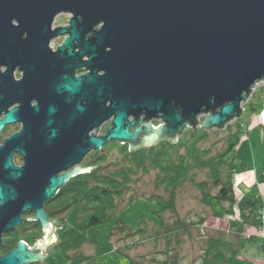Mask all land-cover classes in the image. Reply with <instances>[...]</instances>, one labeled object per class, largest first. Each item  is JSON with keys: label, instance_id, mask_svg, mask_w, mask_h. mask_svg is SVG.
Listing matches in <instances>:
<instances>
[{"label": "water", "instance_id": "obj_1", "mask_svg": "<svg viewBox=\"0 0 264 264\" xmlns=\"http://www.w3.org/2000/svg\"><path fill=\"white\" fill-rule=\"evenodd\" d=\"M61 14L72 15L69 27L52 31ZM99 24L92 42L77 45V59L88 53L97 60L92 74L75 78L76 63L61 77L60 68L76 59L73 43ZM66 35L53 54L51 40ZM106 47L111 52L102 55ZM3 65L8 71L0 74V115L11 105L21 107L7 113L0 132L18 121L24 129L0 147V250L29 212L55 236L45 205L70 177L93 168L64 173L109 142L128 144L130 152L164 139L174 145L185 128L197 131L200 117L208 116L200 131L240 119L242 104L264 82V0H0ZM16 66L24 72L21 82L13 76ZM101 69L106 74L99 77ZM33 99L39 105L32 108ZM143 113L163 123L148 127L156 137L137 138L142 129L131 133L140 123H129V116ZM111 118L104 137L89 138ZM15 153L24 157L23 168L13 165ZM48 241L34 249L20 242L0 264L43 261V247L58 239Z\"/></svg>", "mask_w": 264, "mask_h": 264}, {"label": "rangeland", "instance_id": "obj_2", "mask_svg": "<svg viewBox=\"0 0 264 264\" xmlns=\"http://www.w3.org/2000/svg\"><path fill=\"white\" fill-rule=\"evenodd\" d=\"M69 19V16H59L55 26L65 24ZM242 110L240 119L223 129L198 130L208 118L200 117L197 131L194 133L193 127L185 128L172 146L164 139L157 146L130 152L128 144L109 142L102 151L91 152L81 165L64 173H73L77 168H93L90 173L70 177L68 181L71 182L97 169L104 175L124 168L128 170L129 176L122 179L124 193L114 199V208L106 210L108 221L102 225L86 231L79 227L86 217L95 213L97 205L82 193L80 200L77 199L79 202L73 197L52 201L47 206L49 215L46 214L54 225L55 236L41 225V230L30 229L28 225L35 221V212L22 217V226L29 229L20 226L5 236L10 235L8 238L12 241L18 238L19 243L24 242L31 249L43 246L46 238L49 239L47 244L58 239L47 250L43 247L48 254L46 259L32 264H201L212 238L246 242L232 264H263L264 82L256 84L247 102L242 104ZM162 126L163 123L158 121L155 127ZM18 130L13 128L9 132ZM107 130L108 126L102 129V133L106 134ZM237 135L241 138L240 143L232 156L225 158V163L221 156L227 151L230 138H237ZM137 157L145 158L146 163L134 164ZM233 160L237 167L233 179L237 203L231 209L229 204L218 205L213 199L205 201L204 192L213 197L218 194L214 187L217 172L212 168L220 170L225 178L233 167ZM15 163L22 165L20 158ZM243 164L245 169H242ZM246 195L256 196L262 202L256 216L261 224L259 227L246 226L241 218L239 204ZM167 204L170 207L165 209ZM85 207L88 208L86 212L83 211ZM121 225L123 231H117ZM65 232L88 237L91 241L87 238L79 240L78 248L65 255L62 252L63 244L68 241L64 238ZM11 234L15 238H11ZM23 235L25 241H21ZM5 236L3 245L8 239ZM41 253V250L36 252ZM5 255L1 248L0 257Z\"/></svg>", "mask_w": 264, "mask_h": 264}, {"label": "trees", "instance_id": "obj_3", "mask_svg": "<svg viewBox=\"0 0 264 264\" xmlns=\"http://www.w3.org/2000/svg\"><path fill=\"white\" fill-rule=\"evenodd\" d=\"M240 139L241 138L238 135H237V138H233V139L230 138L228 142L227 151L225 152L224 155L221 156V158L225 159L226 157H231L232 154L236 151V148L238 144L240 143ZM166 143L172 146V143L170 142H166ZM157 157H162V155H157ZM145 163L146 161H145V158L143 157L134 158V164H137L138 166L144 165ZM225 163H227L226 159H225ZM244 164L242 166L243 167L242 169H245ZM232 165L233 167L232 169H230L231 171H229V173L227 174L225 178H224L223 173L220 170L212 168L213 171L217 172L215 174L214 187L218 189V194L215 197H213V196H210L208 193L204 192L205 201L211 202V199H213L216 201V204L218 205L229 204L231 209L237 203V200L235 198L234 188H233V179L236 173L235 169L237 168L234 165V160H233ZM127 171L128 170H125L124 168L122 170L116 171L115 173L104 175L101 173L100 169H97L91 174L81 175L79 178H75L74 181L69 182L62 189H60V191L58 192L59 194L45 205L46 213L49 215L47 206L52 201L60 200V199L64 200L67 198L70 199L73 197L74 199L76 197V200L78 198L80 200V197H82L81 194L83 193L86 196V198L89 197L92 200L91 202L96 203L97 205L95 208V213L90 217H86L84 221L79 224V227H82L84 231H86L87 228H92V227H97V226L102 225L103 223L108 221L107 216H106V212H107L106 210L108 208H114L115 207L114 199H116L117 197L118 198L122 197L124 193L122 185H123V180H126L127 177L129 176L127 175ZM168 174L170 175V173ZM174 184L175 183H171V185H174ZM79 200H77V202H79ZM67 207L69 208L70 205ZM169 207L170 206L167 204L165 209H168ZM239 207H240L241 214H242L241 218L243 222L245 223L244 225L249 226V227L250 226L259 227L261 225L260 221H258L256 217L257 214H259L258 212L262 208V202L258 197L256 196L252 197V196L246 195L243 201L239 204ZM87 210H88L87 207L83 209V211L85 212ZM34 225L36 226L38 230H41L40 225H38L37 223H35ZM118 225H120V222H118ZM116 230L123 231L122 225H121V228L120 227L116 228ZM8 236H5V238L6 237L8 238ZM11 238H15V237L12 236ZM64 238L68 239V241L62 246V252L65 255H67L68 251H70L71 249L78 248L79 243H80L79 240L81 239L85 240L87 238L88 240L91 241V239H89L88 237H78L76 234L68 233V232H65ZM25 240H26L25 236L23 235L21 237V241H25ZM18 243H19L18 238H15L14 241L8 238L7 240H4V245L2 247V250L7 255L9 252H11L13 249L17 247ZM245 246H246L245 242L243 243L242 241H239V243H237L235 239L225 242L221 238L217 240L215 238H212L209 241V247L208 249H206V252L204 254L205 256L203 257L201 264H232V261L238 257L241 250Z\"/></svg>", "mask_w": 264, "mask_h": 264}, {"label": "flooded vegetation", "instance_id": "obj_4", "mask_svg": "<svg viewBox=\"0 0 264 264\" xmlns=\"http://www.w3.org/2000/svg\"><path fill=\"white\" fill-rule=\"evenodd\" d=\"M59 16H69L70 19L67 21V23L65 24H62L60 26H55V22L53 23V26L51 28L52 31H55L57 29H67L69 27V22L72 18V15L70 14H61ZM57 16V17H59ZM56 17V18H57ZM56 20V19H55ZM13 24L15 26H17V22H13ZM102 28V24H99V25H95L93 26L91 29H89V31H87L85 33V35H83V38L81 39V41H75L73 43V48H74V55L76 56V59L72 58L70 59L68 62H67V67L64 65L63 68L61 67L60 68V73H61V77L64 76L65 73L69 74L71 73L70 70H71V66H75L76 63H79L81 65V67H78L77 69H74L73 70V73H74V77L75 78H81V77H84V76H87V75H91L92 72H93V69H94V63L95 61H97L96 59L92 60L90 59V55L87 53L85 56H82L80 57L79 59H77V56L78 54L80 53V48L77 46L78 44H83V43H90L92 42L93 40V37L94 35L99 32ZM69 35H66V36H59V37H56V38H53L49 44V49L50 51L53 53V54H56V53H59V50L63 47L66 39L68 38ZM27 38V34L24 35V39ZM77 46V47H76ZM111 52V49L109 47H106L104 50H101V53L102 55H107L106 53H109ZM69 53L68 50H66L65 52V56H67ZM90 63V64H89ZM70 68V69H69ZM64 70V71H63ZM8 71V67L3 65L0 67V74L1 75H4L6 72ZM106 73L104 70H99L98 72V76L99 77H102L104 76ZM13 76H14V79L16 82H21L23 80V77H24V72L21 71V67L20 66H16L15 67V70H14V73H13ZM67 100H70L69 97H67ZM39 105V102L36 101V99H33L31 101V107H36ZM83 106H86V103H83ZM110 106V102H107L106 103V107H109ZM21 105L20 104H14V105H11L7 111L3 112L1 115H0V122L4 121L5 118H6V115L7 113L17 109V108H20ZM128 121L129 123H133V122H137V123H140L139 126H136V127H132L131 128V133H135L138 129H142V134H138V137L137 138H147V137H156L154 135V132L153 131H149L148 130V127H155V126H158V121L159 119L158 118H154V119H151V120H146V115L143 113L141 114L138 118H135L134 116H129L128 118ZM112 122H113V118H111L110 120H107L105 121L100 127L94 129L93 131L90 132L89 134V138L91 137H97V138H101V137H104L106 134H107V131L109 130V128L112 126ZM108 126V130L106 131V134H103L102 133V129L104 127ZM13 128H18L19 130L16 131V132H12L10 133L9 131ZM24 129V124L23 122L21 121H18L16 123H13V124H9V125H5L1 132H0V147H2L5 143V141L7 140H10L13 136L15 135H18L20 134ZM8 133V136H6V134ZM6 136V137H5ZM5 137V138H3ZM164 138H173V135H170V134H165L163 136ZM17 158H20L21 160V163L22 165L21 166H17L16 165V159ZM12 162H13V165L16 167V168H23L25 166V161H24V157L19 154V153H15L13 155V158H12ZM69 182V181H68ZM67 182V183H68ZM66 183V184H67ZM65 184V185H66ZM31 213V212H29ZM35 223H37L36 221H34L31 225H28L30 226V229H35L36 226L34 225ZM38 225H40L39 223H37ZM22 226V225H21ZM23 228L24 230H27L29 228L27 227H21Z\"/></svg>", "mask_w": 264, "mask_h": 264}, {"label": "bare ground", "instance_id": "obj_5", "mask_svg": "<svg viewBox=\"0 0 264 264\" xmlns=\"http://www.w3.org/2000/svg\"><path fill=\"white\" fill-rule=\"evenodd\" d=\"M49 229H50V228H49ZM48 231H50V230H48ZM10 232H11V231H10ZM10 232H9V233H10ZM18 244H19V243H18Z\"/></svg>", "mask_w": 264, "mask_h": 264}, {"label": "crops", "instance_id": "obj_6", "mask_svg": "<svg viewBox=\"0 0 264 264\" xmlns=\"http://www.w3.org/2000/svg\"><path fill=\"white\" fill-rule=\"evenodd\" d=\"M246 165V164H245ZM253 195V194H252ZM246 243V242H245ZM233 263V262H232ZM264 264V263H263Z\"/></svg>", "mask_w": 264, "mask_h": 264}]
</instances>
